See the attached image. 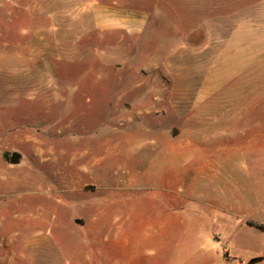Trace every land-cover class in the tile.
<instances>
[{"label":"rangeland","instance_id":"rangeland-1","mask_svg":"<svg viewBox=\"0 0 264 264\" xmlns=\"http://www.w3.org/2000/svg\"><path fill=\"white\" fill-rule=\"evenodd\" d=\"M254 1L0 0V264H264Z\"/></svg>","mask_w":264,"mask_h":264},{"label":"crops","instance_id":"crops-1","mask_svg":"<svg viewBox=\"0 0 264 264\" xmlns=\"http://www.w3.org/2000/svg\"><path fill=\"white\" fill-rule=\"evenodd\" d=\"M99 6V5H97ZM95 6V7H97ZM253 12L250 11H240L239 15V31H240V44H244L245 51V65L248 66L251 58H254L255 61L258 58H264V0H255L253 7ZM253 16V32H254V42L251 43L248 37V34L252 32L250 17ZM124 20V18H119ZM128 24H133L134 19L129 16L126 17ZM130 19V21H129ZM231 37L229 36V40ZM243 47V46H242ZM245 120L247 123L244 124V127L240 129V140L239 149L245 154H255L256 160L259 158H264V113L254 112L246 113ZM253 121L254 123H248ZM260 154L261 156L257 155ZM264 163L262 162V166ZM259 175L256 176V186L262 191V186H264V181L259 179ZM162 225L167 221L166 213L161 218ZM262 223V222H261ZM252 226V225H251ZM255 228L260 230L261 234L256 236V241L259 246L264 247V230L260 228ZM152 235L150 231L146 232L144 241L151 245ZM127 239V238H126ZM128 240V239H127ZM129 241V240H128ZM237 251H235L236 255ZM237 257V255H236ZM252 259L249 260V263Z\"/></svg>","mask_w":264,"mask_h":264},{"label":"water","instance_id":"water-1","mask_svg":"<svg viewBox=\"0 0 264 264\" xmlns=\"http://www.w3.org/2000/svg\"><path fill=\"white\" fill-rule=\"evenodd\" d=\"M176 133V129L172 130V134ZM18 158H19V154L17 152H13L10 156V162L12 163H16L18 162ZM254 260H251V262H253Z\"/></svg>","mask_w":264,"mask_h":264},{"label":"bare ground","instance_id":"bare-ground-1","mask_svg":"<svg viewBox=\"0 0 264 264\" xmlns=\"http://www.w3.org/2000/svg\"><path fill=\"white\" fill-rule=\"evenodd\" d=\"M88 155V152H84V157H86Z\"/></svg>","mask_w":264,"mask_h":264},{"label":"trees","instance_id":"trees-1","mask_svg":"<svg viewBox=\"0 0 264 264\" xmlns=\"http://www.w3.org/2000/svg\"><path fill=\"white\" fill-rule=\"evenodd\" d=\"M251 224V223H250ZM258 227H262V226H260V225H257ZM262 229H264V228H262Z\"/></svg>","mask_w":264,"mask_h":264}]
</instances>
